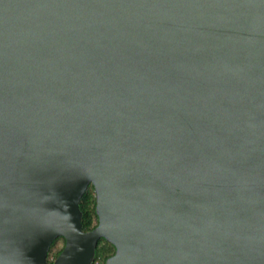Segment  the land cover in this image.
<instances>
[{"label":"water","instance_id":"1","mask_svg":"<svg viewBox=\"0 0 264 264\" xmlns=\"http://www.w3.org/2000/svg\"><path fill=\"white\" fill-rule=\"evenodd\" d=\"M102 238L105 264H264V0H0V264Z\"/></svg>","mask_w":264,"mask_h":264},{"label":"trees","instance_id":"2","mask_svg":"<svg viewBox=\"0 0 264 264\" xmlns=\"http://www.w3.org/2000/svg\"><path fill=\"white\" fill-rule=\"evenodd\" d=\"M97 200L95 187L91 183L85 193L83 194L80 201V208L82 211V223L84 231H91L96 228L99 224V216L97 214ZM66 244L64 237L60 236L54 240L49 252L48 262L53 263L54 260L62 252ZM116 252V246L109 242L107 239H100L97 249L96 256L93 264H105L107 259L114 255Z\"/></svg>","mask_w":264,"mask_h":264}]
</instances>
